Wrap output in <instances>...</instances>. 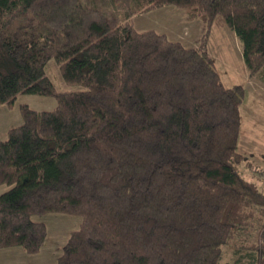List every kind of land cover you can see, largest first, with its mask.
I'll return each instance as SVG.
<instances>
[{
    "label": "trees",
    "instance_id": "1",
    "mask_svg": "<svg viewBox=\"0 0 264 264\" xmlns=\"http://www.w3.org/2000/svg\"><path fill=\"white\" fill-rule=\"evenodd\" d=\"M170 5L201 19L197 46L136 28ZM218 20L264 80V0H0V104L57 101L20 103L0 140V248L42 251L36 216L66 213L81 219L57 264H264V188L240 167L262 169L240 148L246 90L208 47Z\"/></svg>",
    "mask_w": 264,
    "mask_h": 264
},
{
    "label": "rangeland",
    "instance_id": "2",
    "mask_svg": "<svg viewBox=\"0 0 264 264\" xmlns=\"http://www.w3.org/2000/svg\"><path fill=\"white\" fill-rule=\"evenodd\" d=\"M134 24L139 30L154 28L164 32L171 39L180 40L188 46H197L199 38L202 36L201 19H190L182 8L172 5L137 15L134 17ZM207 41L210 53L224 82L227 85L241 83L246 90L245 101L241 108L243 130L240 148L247 153L248 159L255 166H260L262 170L256 172L247 165H242L240 170L264 188V80L249 76L242 55L241 42L225 23L219 20L215 21L210 27ZM51 64L52 77L57 83L62 82L58 64L56 62ZM61 84L65 85L63 82ZM22 102H28L41 109L53 108L57 104L53 96L24 94L18 98L16 105L7 106L10 113H3L0 110V116L4 117L6 114L8 120L12 123L16 122L15 120L20 117L19 113L21 115L19 105ZM8 131L2 136L7 137ZM36 218L45 221L48 226V239L43 251H62L65 241L71 231L79 227L81 219L79 216L66 213H48L36 216ZM257 232V227L245 229L243 234L236 238V243L251 241L252 236ZM233 247V245L227 246L224 262L232 260Z\"/></svg>",
    "mask_w": 264,
    "mask_h": 264
},
{
    "label": "crops",
    "instance_id": "3",
    "mask_svg": "<svg viewBox=\"0 0 264 264\" xmlns=\"http://www.w3.org/2000/svg\"><path fill=\"white\" fill-rule=\"evenodd\" d=\"M31 106L37 108V106H33V105ZM37 109H41V108H37ZM42 109H46V108H42ZM0 110L3 113L5 112L10 113V109L8 110V107L4 104H0ZM19 116L20 117L17 120H15L16 122L13 123L6 118V114L4 115V117L0 116V140L6 138L5 136L2 135H5L11 127L19 125L23 122L20 113ZM7 188L8 185L0 184V193H2ZM61 252H62L61 250L59 251L42 250L36 253H29L20 245L3 247L0 248V264H57L58 256L61 254Z\"/></svg>",
    "mask_w": 264,
    "mask_h": 264
}]
</instances>
